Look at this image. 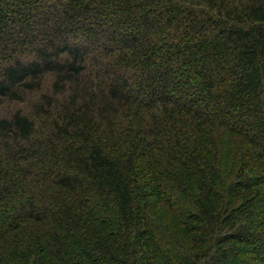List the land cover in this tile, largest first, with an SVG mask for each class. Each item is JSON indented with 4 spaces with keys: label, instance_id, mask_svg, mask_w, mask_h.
<instances>
[{
    "label": "trees",
    "instance_id": "1",
    "mask_svg": "<svg viewBox=\"0 0 264 264\" xmlns=\"http://www.w3.org/2000/svg\"><path fill=\"white\" fill-rule=\"evenodd\" d=\"M0 264H264V0H0Z\"/></svg>",
    "mask_w": 264,
    "mask_h": 264
}]
</instances>
